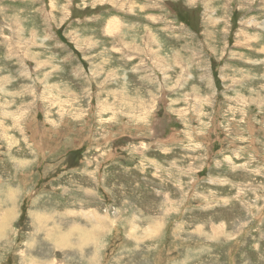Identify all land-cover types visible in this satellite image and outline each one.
Instances as JSON below:
<instances>
[{"label":"rangeland","instance_id":"1","mask_svg":"<svg viewBox=\"0 0 264 264\" xmlns=\"http://www.w3.org/2000/svg\"><path fill=\"white\" fill-rule=\"evenodd\" d=\"M0 264H264V0H0Z\"/></svg>","mask_w":264,"mask_h":264}]
</instances>
